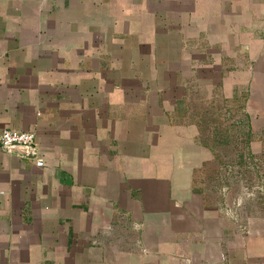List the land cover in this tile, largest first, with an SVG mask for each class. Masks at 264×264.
<instances>
[{"label":"crops","instance_id":"crops-1","mask_svg":"<svg viewBox=\"0 0 264 264\" xmlns=\"http://www.w3.org/2000/svg\"><path fill=\"white\" fill-rule=\"evenodd\" d=\"M216 99L251 170L264 0H0V133L43 162L0 149V264H264V172L239 207L206 180Z\"/></svg>","mask_w":264,"mask_h":264},{"label":"rangeland","instance_id":"rangeland-1","mask_svg":"<svg viewBox=\"0 0 264 264\" xmlns=\"http://www.w3.org/2000/svg\"><path fill=\"white\" fill-rule=\"evenodd\" d=\"M240 102L237 105L230 106L226 100L216 99L209 103L200 100L195 104L200 106L197 109L199 115L201 117L205 115L203 121L205 129H203L202 139L209 144H211L210 141L215 143V148H213L215 162L207 169L206 175L208 177L206 180L209 183L215 182L216 174L220 173L218 176L222 180L220 188H227L229 190L227 195L235 194L237 188L240 189L245 186L239 185V182H248L251 186L253 184V187L258 186L261 182L259 183L257 176H260L262 171L264 172V148L261 153L251 156V170L243 168L242 162H240V160L243 161L242 158L245 153L242 150L244 148V137H247L244 135L246 134L245 128H242L243 125L241 124L245 122L247 115L241 112L243 106L241 107ZM262 129V133L255 136V138H259L261 142L263 141L262 147H264V125ZM235 173H237V177L239 176L238 180L233 176ZM205 185H208V183H205ZM223 193H226V190Z\"/></svg>","mask_w":264,"mask_h":264},{"label":"built area","instance_id":"built-area-1","mask_svg":"<svg viewBox=\"0 0 264 264\" xmlns=\"http://www.w3.org/2000/svg\"><path fill=\"white\" fill-rule=\"evenodd\" d=\"M0 149L10 156L19 158L33 157L37 167L43 166L42 160L38 158V148L35 136L32 133L4 130L0 133ZM259 191V186H254L251 189L246 185L241 187L235 205L239 207L244 200L253 198L254 194L256 195Z\"/></svg>","mask_w":264,"mask_h":264},{"label":"trees","instance_id":"trees-1","mask_svg":"<svg viewBox=\"0 0 264 264\" xmlns=\"http://www.w3.org/2000/svg\"><path fill=\"white\" fill-rule=\"evenodd\" d=\"M241 124L243 125L244 123H241ZM242 128H243V126H242ZM246 134L248 135V133H246ZM246 134H244V135H246ZM247 135H246V136H247ZM244 138H245V137H244ZM246 144H247V140L245 139V140H244V149L247 147ZM240 162H243V161L240 160Z\"/></svg>","mask_w":264,"mask_h":264}]
</instances>
